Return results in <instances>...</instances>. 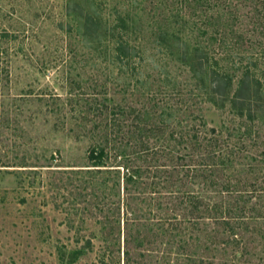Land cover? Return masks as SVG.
I'll use <instances>...</instances> for the list:
<instances>
[{
    "label": "rangeland",
    "instance_id": "374dc122",
    "mask_svg": "<svg viewBox=\"0 0 264 264\" xmlns=\"http://www.w3.org/2000/svg\"><path fill=\"white\" fill-rule=\"evenodd\" d=\"M2 1L31 24L0 61L9 71L0 82V264H264V222L240 229L241 255L213 224L183 236L190 258L176 255L179 237L158 222L180 214L176 204L149 210L141 197L151 189L137 185L134 208L146 228L126 220L117 174L86 171L87 149L108 131L113 106L125 112L118 151L143 169L206 171L228 156L240 157L233 173L242 181L264 178V0ZM89 8L102 21L86 34ZM117 12L129 22L121 53L104 32ZM8 14L2 26L18 28ZM213 61L229 79L216 93ZM246 70L262 82L257 109L235 99ZM135 125L141 133H130ZM144 145L155 153H141Z\"/></svg>",
    "mask_w": 264,
    "mask_h": 264
},
{
    "label": "trees",
    "instance_id": "16d2710c",
    "mask_svg": "<svg viewBox=\"0 0 264 264\" xmlns=\"http://www.w3.org/2000/svg\"><path fill=\"white\" fill-rule=\"evenodd\" d=\"M66 1L68 5L70 2H74V0ZM90 1L91 0H89V2ZM30 2L32 1L13 0L10 3L23 6ZM14 9L15 8H12V10L8 11V9L3 6V1L0 0V61H6V59L9 61L7 50L10 48V43L20 37L22 44L25 40L24 37L27 36L25 25L31 24L29 19L26 20L23 16H16L17 14L14 13L16 10ZM97 11L96 8L95 12L89 8L85 15H83L82 25L84 33L88 34L90 30L97 31L99 28L102 19L99 14H97ZM6 13H9V18L13 15L16 16L15 20L19 24L18 28L9 30L5 26H2V19L4 15L7 16ZM39 13V11L35 10L32 18H36ZM128 27V17L119 12L113 16V19L109 21V23L104 24V32H110L112 36H115L113 43H115L117 52L121 53V51H125L127 40L123 37ZM20 33H23L24 37H22ZM215 65L216 62L213 61L211 71L215 77L212 80V85L213 91L216 93L223 89L226 83L229 84V79L222 72H215L213 69ZM8 76L9 71L6 66L1 67L0 82L2 79L8 81ZM261 86V80L253 78L249 71L246 70L236 87L235 99L241 105L246 104L248 107L256 106L257 109L260 105H258L256 97L260 93ZM253 111L256 112V110ZM109 114V126L105 125V129H108V131L106 130L103 134H100L99 140L93 142L87 149L86 159L89 163L87 166L91 168L86 169V171L92 173L104 169V171H111L117 174L118 178L120 177L119 181L121 180L122 186L118 181V194L119 197L123 195L124 198L123 203L124 206H126L127 213L126 220H132L148 228L146 226L148 224L144 223L148 218L143 219L140 216L141 214L139 212L137 213V207L134 208L136 203L134 199L140 198L141 196H139V194L142 193L141 191H135V188L137 185L143 184L144 187L148 186L151 189L148 197H141V200L148 203L147 206L149 210L152 205L155 203L158 204L162 200L166 201L165 204L168 207L169 205L171 206V204H176L180 209V214L178 215H166L165 217L158 218V222L163 220L161 224L167 222L168 226L165 227V231L171 233L169 235L172 236V239L179 237L178 241H180L181 244H178L176 247V255H185L190 258L192 254L188 252V243L186 239H183V236L190 235V233L195 231H206V226L211 224L221 227V232L225 233V242L227 245L232 243V247L236 249L234 250V255H236L242 238L240 229H247L251 223L260 226L261 223L264 222V178L259 179L260 176H254L252 180L247 182L242 181L238 174L233 173H239L237 165L241 164L239 160L240 157L237 160V158L231 159L228 156H218L217 160H213L211 169L206 171H201L196 165L192 164L169 165L148 163V166L143 169L140 165L133 164L132 160L127 157L122 158L121 155L124 154L122 152L124 150L118 151L119 148L124 145L122 140L126 137V131L122 129L121 124L125 112L121 111L120 113H116L112 106ZM148 116L147 111H143L141 114H137V121L141 122L142 120H147ZM142 129L143 128H140V126L135 125L130 130V133L139 134L142 132ZM127 132L129 131L127 130ZM143 147L141 153H146V156L155 153L152 147L148 145H144ZM111 149L114 152L111 153ZM119 159H123L121 160L123 164H121ZM108 160H110L113 167H108ZM114 161L115 163L113 164ZM142 177L151 178V180L146 181ZM246 185H250V189L241 188ZM120 191H122V194ZM160 228L163 229L164 227L161 226ZM139 232L140 231H137L138 235ZM263 233L264 229H262V236L264 239ZM211 235H215V233ZM238 252L239 255H241V250ZM199 261L202 263L201 260Z\"/></svg>",
    "mask_w": 264,
    "mask_h": 264
}]
</instances>
